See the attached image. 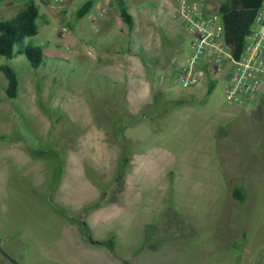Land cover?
I'll use <instances>...</instances> for the list:
<instances>
[{
	"label": "rangeland",
	"instance_id": "1",
	"mask_svg": "<svg viewBox=\"0 0 264 264\" xmlns=\"http://www.w3.org/2000/svg\"><path fill=\"white\" fill-rule=\"evenodd\" d=\"M219 1L203 6L214 10ZM78 4L61 16L69 31L59 36L60 21L45 18L37 2L36 33L23 39L50 54L37 67L23 54L0 55L17 77L8 98L0 71L1 250L20 264H264L254 112L229 108L222 79L209 94L206 78L191 87L175 82L188 35L175 22L162 26L157 6L133 8L119 38L116 26L123 51L102 47L91 13L75 16ZM174 7L173 0L170 20ZM195 110L214 111L199 130ZM177 111L191 116L169 130ZM229 128L242 130L230 139ZM242 137L239 150L214 148ZM123 148L133 187L121 196L114 175ZM233 186L243 199L232 196ZM102 202L114 215L93 219V204Z\"/></svg>",
	"mask_w": 264,
	"mask_h": 264
},
{
	"label": "built area",
	"instance_id": "2",
	"mask_svg": "<svg viewBox=\"0 0 264 264\" xmlns=\"http://www.w3.org/2000/svg\"><path fill=\"white\" fill-rule=\"evenodd\" d=\"M206 0H174L172 20L188 35L187 52L174 70L175 82L191 87L207 77L222 79L225 99L246 102L264 85V0L256 8L244 42L236 57L223 38L221 17L216 9L203 6ZM57 13L59 36L69 31L67 22L58 14L67 0H40ZM101 13V11H98Z\"/></svg>",
	"mask_w": 264,
	"mask_h": 264
},
{
	"label": "crops",
	"instance_id": "3",
	"mask_svg": "<svg viewBox=\"0 0 264 264\" xmlns=\"http://www.w3.org/2000/svg\"><path fill=\"white\" fill-rule=\"evenodd\" d=\"M24 1H26V0H0V14L1 15H6V14L12 15L16 10H18L23 5ZM33 1L36 4H37V2L41 4V7H42L41 13H42V15H44L45 18H49L51 14H54L55 16L57 15V13H55L52 10H49L45 5H43L40 2V0H33ZM77 1L79 2V4H81V2L84 0H77ZM148 1H151V0H126V2L128 3L127 10L129 11V13L131 14V17H132V24L134 21L132 9L133 8L141 9V8L148 5L147 4ZM152 1L155 2V4H153V5L157 6V8H158L157 18H158V21L161 23V25L164 26L166 29L174 28V26L176 27V25L173 23L174 21L169 19V15H170L169 12H170L173 0H152ZM73 3H74V0H67L65 7L62 10H60L58 12V14L63 16V14L66 12V10L68 8L70 10V7H72L71 10L73 11V6H72ZM98 11H101V13H98ZM86 12H90L92 15L91 17L93 19H96V21H97L96 26L94 27V30L96 31L98 38L100 40H102V47H104V46L107 47V45H110L115 50L122 49L123 51H127L128 48L126 47L125 43L122 44L121 41H119V39L116 41H114V39H113L114 35L116 36V34L118 32L116 29V26H118V29H119L118 38L121 36V34H124V32L120 26V23L121 22L124 23V22L121 20V18L119 16L118 9L115 5L114 0H91V6ZM110 20H112V23L109 25ZM132 24H131V26H132ZM110 34H112V35H110ZM118 44L121 46V48H119ZM212 74H213V76H215V78H214L215 81H216V79H219L218 73L212 72L211 75ZM142 81L144 83L145 89H147L148 82L146 80H142ZM135 91H137L136 88H135ZM198 93H200V92H198ZM225 100H226V102L229 103V105H228L229 108H234L238 111H244L245 114H247V115L254 112L257 121H259V123H260V125L257 126L256 129H254V131L251 132L252 134L256 135V137L251 138V140H255L254 151L256 152L255 162H256V168H257L255 180L257 183H260L258 189L264 188V85L261 86L257 90V92L254 94V96L249 101L236 102V101H232V100H228V99H225ZM213 112H214L213 110H210L206 113L200 112L199 110L193 111L192 117L195 121V127L197 130H199L203 126L202 124L204 123V121L207 118H209L213 114ZM175 114L176 115H172L169 118L168 124L166 125L167 129H169V130L174 129V125H175V122L177 120L190 117L191 111H189V112L185 111V112H181V113H179L177 111V112H175ZM198 117H200V119L197 122L196 118H198ZM241 130L242 129H235V128L231 129V128H229V129H226V131H224L223 134L225 135V137L232 139L233 138L232 135L233 134H239L241 132ZM246 130H248V129H246ZM251 130H253V129H251ZM255 130H256V133H255ZM122 134L125 137V138L123 137L125 140H127V139L131 140L132 139L131 132L127 134L126 130H125L124 133L122 131ZM127 136H128V138H127ZM241 139H242V143L236 142V144H231L233 141L231 143L225 144V145H222L220 143L218 145V148L216 145H214V148L217 150H221L223 153H224V151H226V153H228V152H232V150H239L240 147H243L244 143H245V137H242ZM116 143L119 145L118 141H116ZM119 149L120 148H118V150ZM131 159H132V157L129 158L128 163L125 165V169L123 172L122 185H121V188L117 190L121 196L125 195V193L129 194L130 190L133 187L132 175H131V166H130ZM128 166H129V168H128ZM217 166H218V164L215 161L213 173L218 172ZM226 170L228 172L227 168L225 169V172H226ZM230 192H231V189H230ZM243 194H244V192H243ZM94 197H96V194L94 195ZM112 199H113V197L110 198V200H112ZM102 203H98L95 206H93V212L92 213L96 214V215L91 214L93 216V219L98 218L100 216L107 217V216L114 215L115 212L113 210L104 211V209H102V205H106V203H103V204ZM98 208H100V210ZM83 214L85 215V212ZM83 214L81 215V217L83 216ZM86 215L90 216V214H88V212L86 213ZM0 264H8V260L3 258L1 253H0Z\"/></svg>",
	"mask_w": 264,
	"mask_h": 264
},
{
	"label": "trees",
	"instance_id": "4",
	"mask_svg": "<svg viewBox=\"0 0 264 264\" xmlns=\"http://www.w3.org/2000/svg\"><path fill=\"white\" fill-rule=\"evenodd\" d=\"M118 9L121 20L125 23L127 28L132 24V17L127 10L128 3L126 0H114ZM261 0H222L216 5L223 26V38L232 56L236 57L240 52L244 36L248 32L253 14L260 4ZM148 5L155 4L154 1H148ZM91 6V0H84L74 10L75 16H82ZM38 15L37 4L33 0L24 1L23 5L16 10L8 18H0V55L6 58H11L17 54H23L32 67H37L42 62L43 58L51 57L44 53L38 46L31 45L23 41L25 36L36 33L37 25L35 18ZM0 71L5 77L4 93L8 98L16 95L17 77L13 66L2 63L0 64ZM214 78L208 77L206 81L205 94H208L214 86ZM122 137H119L121 141ZM128 160V150L122 149V154L119 157V164L116 168L114 180L117 189L121 188L123 180V167H125ZM231 194L236 199H243L242 190L233 186ZM93 205H96L95 203ZM106 245L112 247V239L105 241ZM3 257L8 259L12 264H20L17 259L1 250Z\"/></svg>",
	"mask_w": 264,
	"mask_h": 264
}]
</instances>
